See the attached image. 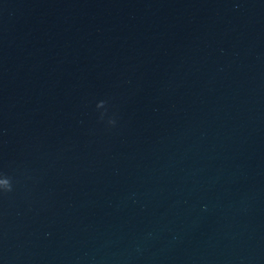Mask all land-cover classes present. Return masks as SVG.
I'll list each match as a JSON object with an SVG mask.
<instances>
[{"label": "water", "instance_id": "1", "mask_svg": "<svg viewBox=\"0 0 264 264\" xmlns=\"http://www.w3.org/2000/svg\"><path fill=\"white\" fill-rule=\"evenodd\" d=\"M0 264H264V0H0Z\"/></svg>", "mask_w": 264, "mask_h": 264}, {"label": "clouds", "instance_id": "2", "mask_svg": "<svg viewBox=\"0 0 264 264\" xmlns=\"http://www.w3.org/2000/svg\"><path fill=\"white\" fill-rule=\"evenodd\" d=\"M101 119H103V117H101ZM109 124L115 125L116 124V120L114 118H110L108 121ZM3 190H11V183L8 182V180L3 181Z\"/></svg>", "mask_w": 264, "mask_h": 264}]
</instances>
